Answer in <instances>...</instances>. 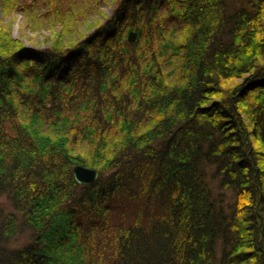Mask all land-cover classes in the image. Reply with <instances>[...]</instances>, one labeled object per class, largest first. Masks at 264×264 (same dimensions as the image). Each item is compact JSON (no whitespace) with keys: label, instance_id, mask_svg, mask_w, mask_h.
<instances>
[{"label":"trees","instance_id":"trees-1","mask_svg":"<svg viewBox=\"0 0 264 264\" xmlns=\"http://www.w3.org/2000/svg\"><path fill=\"white\" fill-rule=\"evenodd\" d=\"M0 7V264H264V0Z\"/></svg>","mask_w":264,"mask_h":264},{"label":"rangeland","instance_id":"rangeland-1","mask_svg":"<svg viewBox=\"0 0 264 264\" xmlns=\"http://www.w3.org/2000/svg\"><path fill=\"white\" fill-rule=\"evenodd\" d=\"M0 17V30H5L6 26H10L11 37L13 39L21 40V42L24 43L26 47H29V43L32 41H34L36 44H42L44 38L48 37L49 35L45 30L38 32L31 31L29 27L26 26V22L20 13L8 16L3 13V9L0 7Z\"/></svg>","mask_w":264,"mask_h":264},{"label":"water","instance_id":"water-1","mask_svg":"<svg viewBox=\"0 0 264 264\" xmlns=\"http://www.w3.org/2000/svg\"><path fill=\"white\" fill-rule=\"evenodd\" d=\"M135 38V33H129L128 41L132 42ZM99 173L94 169H89L81 165H75L72 168V177L79 185H91L96 181Z\"/></svg>","mask_w":264,"mask_h":264},{"label":"bare ground","instance_id":"bare-ground-1","mask_svg":"<svg viewBox=\"0 0 264 264\" xmlns=\"http://www.w3.org/2000/svg\"><path fill=\"white\" fill-rule=\"evenodd\" d=\"M98 178V177H97Z\"/></svg>","mask_w":264,"mask_h":264}]
</instances>
